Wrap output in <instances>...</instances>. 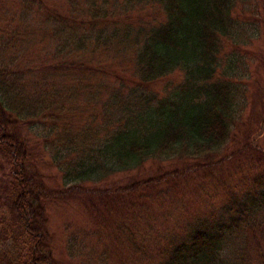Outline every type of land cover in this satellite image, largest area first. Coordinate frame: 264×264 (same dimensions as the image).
Here are the masks:
<instances>
[{"label":"trees","instance_id":"obj_1","mask_svg":"<svg viewBox=\"0 0 264 264\" xmlns=\"http://www.w3.org/2000/svg\"><path fill=\"white\" fill-rule=\"evenodd\" d=\"M63 1L65 11L22 0L0 29V264H64L53 253L48 207L66 203L83 210L98 243L114 245L116 264H264V148L254 138L240 143L247 85L235 61L221 63L250 0ZM32 10L45 36L35 62L24 53ZM254 17L264 37V0ZM110 49L121 59L114 67L95 59ZM174 72L182 80L155 88ZM36 133L60 187L32 153ZM232 157L255 172L253 199L147 260L145 233L162 211L196 175ZM133 170L126 185H86ZM76 249L68 244L72 257Z\"/></svg>","mask_w":264,"mask_h":264},{"label":"rangeland","instance_id":"obj_2","mask_svg":"<svg viewBox=\"0 0 264 264\" xmlns=\"http://www.w3.org/2000/svg\"><path fill=\"white\" fill-rule=\"evenodd\" d=\"M21 1L0 0V18L4 19L3 22H0L2 33L7 27L5 21L8 16L11 13L15 16L22 10ZM44 2L51 6H58L61 11L66 10L63 0H44ZM248 3L245 5V11L239 16L244 29L242 35L235 39L236 47H233L232 41L226 42L221 63L224 67L227 66V59L235 61V72L242 77L247 85V100L243 114L245 125H240L238 133L240 143L254 138L264 148V123H262L264 119V37L260 34L254 17L257 15L259 0H250ZM149 11L152 12L153 9L146 10L147 13ZM25 28L31 31V34L30 42L24 53L31 55V61L35 62L38 57L44 54L42 49L45 43V36L40 30L35 10L30 12ZM96 57L113 67L121 60L114 58V50L111 49L95 54V59ZM97 77L99 76L91 79L86 77V80L95 81L98 79ZM180 80H182V75L179 72H174L157 81L155 88L166 90L170 85ZM30 135L33 144L32 153L36 157L38 166L44 172L46 181L53 187L64 185L61 173L53 165L56 160L51 159L54 155L49 152L50 149L45 148L46 151H44L41 145H37V140H40L37 137L38 133L34 136ZM244 161V158L235 159L232 157L224 165H219L207 173L196 175L198 182L192 184L186 192H182L176 200L170 203L157 218L156 223L152 225L153 231L145 233L149 237L148 241L143 243L148 247L147 256L149 258L147 260H157V253L160 252L161 247L169 245L172 241H179L185 236L183 234L190 229L221 217L224 218L226 212L237 210L251 198L253 199L252 184L255 172L248 168ZM150 164L148 163L146 167ZM136 172L133 170L113 173L105 179L87 182L86 185L90 188L112 189L115 186L126 185L136 180L133 179ZM149 174L152 175V173ZM48 214L49 233L53 240L55 258L64 264H116L114 245L105 241L98 243L99 237L94 234V228L86 224L83 210L75 203L49 206ZM145 234L138 235L140 243H142ZM70 242L78 245L79 248L82 246L80 252L76 249L79 253L75 257H72L67 251ZM104 245L107 253L101 255L104 252ZM235 247L237 248V246ZM121 264H133V262L126 259Z\"/></svg>","mask_w":264,"mask_h":264}]
</instances>
